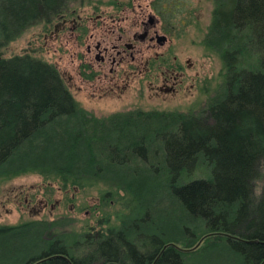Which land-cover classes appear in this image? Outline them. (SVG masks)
Listing matches in <instances>:
<instances>
[{"label":"trees","instance_id":"trees-1","mask_svg":"<svg viewBox=\"0 0 264 264\" xmlns=\"http://www.w3.org/2000/svg\"><path fill=\"white\" fill-rule=\"evenodd\" d=\"M71 2L0 0V184L25 175L63 191L101 182L113 187L101 200L120 210L98 229L43 239L47 224L29 222L0 227V239L43 247L22 264H264V184L254 192L264 160V0H213L203 45L222 64L223 86L201 117L108 120L79 107L52 64L4 52ZM8 245L2 262L16 258Z\"/></svg>","mask_w":264,"mask_h":264},{"label":"rangeland","instance_id":"rangeland-1","mask_svg":"<svg viewBox=\"0 0 264 264\" xmlns=\"http://www.w3.org/2000/svg\"><path fill=\"white\" fill-rule=\"evenodd\" d=\"M110 1L73 0L69 5L67 18L72 17L70 16L72 11H76L82 19L93 18L101 11L109 15L112 11L108 7ZM115 1L127 2V0ZM138 1L142 6L151 2V0ZM161 3L159 10L162 7L166 9L173 26L171 32L173 54L184 68L180 78L182 84L174 96L158 95L145 82L139 89L135 88L134 84L130 90L122 94L110 92L108 95H104L105 90L102 88L82 86L78 79L77 61L76 59L73 61L72 58L74 52L72 50H76V45L69 36L68 26L62 32L59 31L53 40L50 39L49 34L53 33L60 19L46 28L40 24L28 29L18 40L9 44L4 52L6 56L25 52L34 53V57L55 66L75 102L95 117L106 118L117 110L133 107L201 117L208 99L223 86L222 64L216 54L203 45L213 0H162ZM98 8L99 10L96 11ZM44 36L47 37L46 40ZM186 62L192 66L188 68ZM161 79L163 74H156L154 79H151L152 87L157 88ZM99 86L101 85L98 83L97 87ZM258 171L260 178L254 183L255 194L259 193V188L264 184V160L258 166ZM111 188L113 187L109 184L98 182L83 189L70 188L63 191L58 183H44L37 175L20 176L0 184V227L45 222L48 230L43 239L52 238L58 232L80 233L98 229L107 217L114 223V215L120 210V206L114 203L115 198L114 202L110 201L108 205L101 200L105 192L112 191ZM108 197L112 198L111 195ZM41 201L48 206L42 209ZM0 241V247L8 243L10 251L17 254L15 259L3 262L1 260L0 264H22L27 258L41 253L43 248L37 247L33 239L13 238L5 241L0 239ZM211 260L214 261L213 258Z\"/></svg>","mask_w":264,"mask_h":264},{"label":"flooded vegetation","instance_id":"flooded-vegetation-1","mask_svg":"<svg viewBox=\"0 0 264 264\" xmlns=\"http://www.w3.org/2000/svg\"><path fill=\"white\" fill-rule=\"evenodd\" d=\"M161 5L156 0H151L144 6L138 0H127L126 3L111 0L108 3V7L112 9L109 15L101 11L93 18L86 19L78 16L76 11L70 12L72 17L67 18L68 10L58 18L61 21L55 26L53 33L49 34L50 39L53 40L59 31L62 32L68 26L69 36L76 45V50H72V58L77 61L78 79L82 86L102 88L105 90L104 95H108L110 92L122 94L134 84L139 89L145 82L158 95L174 96L182 84L180 78L184 68L173 54V26L166 9L162 7L159 10ZM98 10L99 8L96 11ZM46 38L44 36L45 40ZM186 64L188 68L192 66L188 62ZM156 74H163V79L157 88H153L151 79ZM98 83L101 86L97 87ZM132 112L160 111L133 107L117 110L106 118L87 113L95 119L108 120L111 116ZM47 206L44 202L41 208Z\"/></svg>","mask_w":264,"mask_h":264}]
</instances>
